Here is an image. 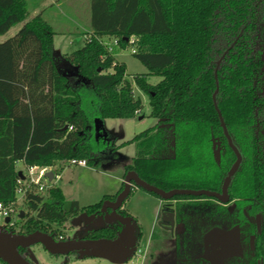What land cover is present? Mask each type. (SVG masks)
Masks as SVG:
<instances>
[{"label": "trees", "instance_id": "16d2710c", "mask_svg": "<svg viewBox=\"0 0 264 264\" xmlns=\"http://www.w3.org/2000/svg\"><path fill=\"white\" fill-rule=\"evenodd\" d=\"M90 9L92 34L63 57L55 53V29L42 13L0 42V202L16 198L20 161L55 171L71 158L88 165L111 159L118 146L109 134L96 137L94 120L138 115L143 102L134 94L136 84L149 93L157 123L130 140L140 149L125 173L133 170L165 190H220L236 155L215 107L218 88L217 106L242 155L230 196L264 214V0H90ZM27 15V0H0V36ZM132 36L139 38L133 54L146 75L128 76L115 58ZM103 37H115L116 48ZM152 75L162 79L151 84ZM28 204L9 232L56 237L62 233L53 224L65 225L101 202L73 200L65 208L55 185L45 196L31 195ZM116 224L86 237H114L123 228ZM135 229L140 239L142 230ZM179 264L196 263L186 258Z\"/></svg>", "mask_w": 264, "mask_h": 264}, {"label": "rangeland", "instance_id": "374dc122", "mask_svg": "<svg viewBox=\"0 0 264 264\" xmlns=\"http://www.w3.org/2000/svg\"><path fill=\"white\" fill-rule=\"evenodd\" d=\"M38 3H41V0H27L28 15L25 21L16 24L6 34L1 35L0 42L15 35L24 22L34 16V6ZM44 13V17L50 23L54 22L53 24H55L54 26L51 23L55 29L54 49L58 57L72 53L84 44L80 38L74 45H69V39L70 35L81 37L80 26H85L86 22L91 19L90 0H70V2L62 0L58 8L47 6ZM138 42L139 38L135 44L128 43L124 48L117 47L115 53L116 60L125 64L128 76L148 73L147 67L133 54V49L138 48ZM113 48H116V45ZM161 79L162 77L158 75L148 76V82L151 84H156ZM134 94L140 97L143 102V107L138 115L134 118H105L103 120L105 130L114 139L115 146H118L111 159L87 166L67 165L63 162L61 167L56 168L55 173L60 175V178L55 181V185L63 192L65 208H68L73 200H77L81 205L97 203L105 194L115 193L121 187L125 165L132 161L140 149L137 142H130V140L157 123V119L151 115L152 106L149 93L134 84ZM126 141L129 142L121 145ZM18 168L23 170V164L19 163ZM161 201L162 199L155 194L133 185L126 207L134 218L136 228H141L142 236L139 242L136 241L134 247L122 251L119 261L103 257L95 250L54 256L39 243L24 249L23 254L33 264H179L186 258L199 264L198 262L203 259L201 256L206 255L207 248L204 242L199 240L204 232L203 223L208 216L218 218L223 216L218 205L212 202H201L200 204L181 202L178 204L177 217L184 224H180V227L177 226L175 237L170 240L166 239L168 233L165 234L161 229L158 231L160 239L154 236L156 217ZM20 209L26 210L27 208L22 205ZM14 219L19 223L22 218L16 216ZM228 219L232 220V215H229ZM3 221L0 220V225L3 224ZM53 227L69 237H74L89 229L82 224L75 223L74 218L66 222L65 225L59 227L57 224H53ZM180 229H183L184 232H181ZM5 230L9 231V228H5ZM217 257V255L213 258L210 257V260L216 262Z\"/></svg>", "mask_w": 264, "mask_h": 264}, {"label": "water", "instance_id": "95a60500", "mask_svg": "<svg viewBox=\"0 0 264 264\" xmlns=\"http://www.w3.org/2000/svg\"><path fill=\"white\" fill-rule=\"evenodd\" d=\"M221 59L218 63H220ZM70 75H75V72H70ZM218 92V88L216 93ZM216 93L214 94V103L218 111L221 125L223 127L226 138L230 147L233 149L237 159L230 168L228 175L226 176L222 191H213L209 189H190V188H174L171 190H165L160 187H157L153 184L148 183L139 177V175L131 170L127 172L124 178V189L118 195L115 202L105 201L101 211L105 213L104 215H99L96 218V214L79 216L78 220L83 219L85 224H90L95 219V225L101 227L104 223H112L114 219L118 220L121 224L124 225L123 231L115 239L110 238H97V239H75L70 238L66 240H57L55 237L49 233L42 231H35L28 234L21 233H11L5 228L0 226V259H2L7 264H33L30 260L21 253L20 249H26L35 244H41L49 253L53 255H66L73 251L79 250H95L103 257L109 258L113 261H119L120 255L123 250L126 248H132L136 242L135 228L133 226L131 216H123L117 212L119 206L131 193L133 185H137L142 189L157 194L165 200H170L176 195H188V196H208L214 197L222 202H227L229 200L228 187L231 183L232 177L235 175L239 169L242 162V155L239 149L233 143V138L230 135L226 123L224 122L223 116L217 106L216 102ZM68 126H65V129ZM94 128L96 137H105L107 138L108 133L104 127L103 119L97 117L94 120ZM53 171H48L46 176L51 180L53 178ZM22 175V173H20ZM108 207L112 209L111 212H108ZM25 212L22 210L19 214L20 218H23ZM174 212H169L168 216H163L164 221L171 222V225H174ZM10 218L7 217L5 222L8 223Z\"/></svg>", "mask_w": 264, "mask_h": 264}, {"label": "flooded vegetation", "instance_id": "af4514ba", "mask_svg": "<svg viewBox=\"0 0 264 264\" xmlns=\"http://www.w3.org/2000/svg\"><path fill=\"white\" fill-rule=\"evenodd\" d=\"M126 174L127 172L125 173V175ZM124 178L125 176L122 178L123 182H122L121 187L115 193H107L103 196V198L99 201L101 202V204L98 208L90 209L88 211H83L78 216H76L75 223L82 224L84 227L89 228V229L84 230L83 232L79 234H76V236L74 237H69L62 233V234L57 235L55 239L66 240L70 238H75V239H86V238L115 239L117 238L124 229V225L121 224L118 220L114 219L112 223L110 224L104 223L103 226L98 227L95 225V219L90 224H85L83 219L78 220V217L83 216L84 214H87L89 216L96 214V218L99 215H104L105 213L101 211L104 202L105 201H110V202L116 201L118 195L124 189V185H125ZM222 187H223V184L220 190H213V191L221 192ZM229 187H228V193H229ZM130 195L131 193L117 209V212L125 217L126 216L132 217L131 213L126 207V202L128 198L130 197ZM155 195L161 198L159 195L157 194ZM105 196H108V197L105 198ZM206 197L212 200H202L201 202H212L214 204H217L219 211L221 212L223 216L219 218L216 216H208L205 219V222L203 223V231H204L203 236L202 238H199V240L200 241L202 240L204 242V245L207 248L205 250L206 255L204 257L201 256V258L208 261L209 264H216V263L217 264H264V214L263 212L258 211L253 203L248 202L247 199L241 196L231 198L230 193H229V200L227 202H222L214 197H208V196ZM161 199H162V204L160 206V210L156 217V224H155L154 230L158 229L159 231V229H161L163 232H165V234L168 233L167 234L168 238L166 239L171 240L172 238L175 237V230L177 226H179L180 224L181 225L184 224L177 217L178 210H179L177 205L180 204L181 202L188 203V204H200L201 202L196 203V202H193V200H177V199H174V197L170 200H165L163 198ZM111 211L112 209L108 207V212H111ZM123 212H127L129 214L125 215L123 214ZM169 212L175 213L174 225H171V222L169 221L163 220V216L167 217ZM229 215H232L233 217L232 220L228 219ZM117 222L120 223L123 226V228L114 237H96V238L86 237L88 233L93 232L99 228L109 227L110 229H115L117 226L116 224ZM132 222L135 228L133 217H132ZM215 230L218 231V235L214 239H211L209 237V234ZM180 231L184 232L183 229H180ZM135 235H136V241L138 240L139 242L140 239L137 238L136 229H135ZM155 238L160 239L159 232H158V235L155 236ZM79 251H85V250H79ZM79 251H73V252H79ZM216 255L218 256L217 257L218 259L215 260L216 262L211 261L210 257L213 258Z\"/></svg>", "mask_w": 264, "mask_h": 264}, {"label": "built area", "instance_id": "2783aa9c", "mask_svg": "<svg viewBox=\"0 0 264 264\" xmlns=\"http://www.w3.org/2000/svg\"><path fill=\"white\" fill-rule=\"evenodd\" d=\"M138 38L132 36L129 38V43L135 44ZM115 45L118 44L117 40L114 41ZM137 49H133L135 52ZM72 129V127H70ZM67 165H80L87 166L85 159L71 158L64 161ZM24 166V169H20L22 175L17 179L16 198L8 203L0 202V220H4L0 226L7 228L16 223L14 217L19 216L23 210L25 213L29 211V197L33 194H39L45 196L50 188L55 186V181L60 178V175L56 174L52 166H39L30 165L25 161H20ZM53 171V178L50 180L46 173ZM22 205L26 206L25 209H20ZM9 217L10 221L5 222V219Z\"/></svg>", "mask_w": 264, "mask_h": 264}, {"label": "crops", "instance_id": "0c3cea01", "mask_svg": "<svg viewBox=\"0 0 264 264\" xmlns=\"http://www.w3.org/2000/svg\"><path fill=\"white\" fill-rule=\"evenodd\" d=\"M61 1L62 0H41V3H38V4H36L34 6V11H35L34 12V16L36 14H38V13H42V15L45 16L44 9H46L47 6H54L55 8H58L59 5L61 4ZM67 1L70 2V0H67ZM51 23L53 24L54 22H51ZM53 25L55 26V24H53ZM80 27H81V31H80L79 34H81V37H76L75 35H73V36L70 35L69 45H74V43L76 41H79L80 38H82L81 39L82 42H85L86 37L88 35L92 34V30H91V27H90V20L88 22H86L85 26H80ZM71 31H69V32L72 33ZM115 40H116L115 37H103V38L100 39L101 42H104V43L108 44L111 50H113V47L115 45V43H114ZM69 54H71V53H69ZM122 182H123V180H122ZM161 204H162V201L160 202L159 206H161ZM217 235H218V231L215 230V231H213L212 233L209 234V237L211 239H214L215 237H217ZM0 264H3V262L0 261Z\"/></svg>", "mask_w": 264, "mask_h": 264}]
</instances>
